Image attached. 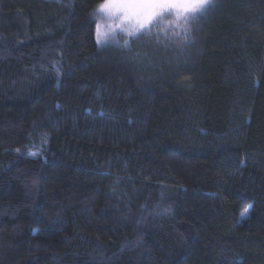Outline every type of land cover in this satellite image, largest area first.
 <instances>
[{
	"label": "trees",
	"instance_id": "trees-1",
	"mask_svg": "<svg viewBox=\"0 0 264 264\" xmlns=\"http://www.w3.org/2000/svg\"><path fill=\"white\" fill-rule=\"evenodd\" d=\"M104 1L0 0V264H264V0L177 44Z\"/></svg>",
	"mask_w": 264,
	"mask_h": 264
},
{
	"label": "rangeland",
	"instance_id": "rangeland-1",
	"mask_svg": "<svg viewBox=\"0 0 264 264\" xmlns=\"http://www.w3.org/2000/svg\"><path fill=\"white\" fill-rule=\"evenodd\" d=\"M109 2H118V0H105L101 5ZM203 11L204 9L194 14H189L186 18L181 17L179 20H177L175 11L162 14L156 17L145 29L135 33V35H130L129 30L137 24V17L117 12L115 9L112 10L111 14L109 12L100 11L105 17V21L103 24L97 23L96 30L97 25H99L101 32L104 34L102 42H106L110 39H120V41H124V39L127 38V40H129V38L137 37V34L145 33V31L156 30L155 32L161 35L163 40L168 39L170 41H175L177 44L187 37L189 29ZM242 215H244V212Z\"/></svg>",
	"mask_w": 264,
	"mask_h": 264
},
{
	"label": "snow or ice",
	"instance_id": "snow-or-ice-1",
	"mask_svg": "<svg viewBox=\"0 0 264 264\" xmlns=\"http://www.w3.org/2000/svg\"><path fill=\"white\" fill-rule=\"evenodd\" d=\"M211 5V0H118V2H109L100 6V11L112 13L115 9L117 12L125 13L129 16L138 18L137 24L129 30L130 35L145 29L158 16L175 11L177 20L181 17H187ZM104 34L97 25V43H101ZM127 44V41L125 42ZM35 155V153H30ZM248 210H245L247 213Z\"/></svg>",
	"mask_w": 264,
	"mask_h": 264
}]
</instances>
